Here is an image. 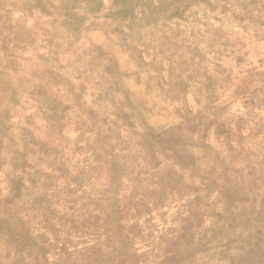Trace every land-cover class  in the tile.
<instances>
[{
	"label": "rangeland",
	"instance_id": "1",
	"mask_svg": "<svg viewBox=\"0 0 264 264\" xmlns=\"http://www.w3.org/2000/svg\"><path fill=\"white\" fill-rule=\"evenodd\" d=\"M0 264H264V0H0Z\"/></svg>",
	"mask_w": 264,
	"mask_h": 264
}]
</instances>
